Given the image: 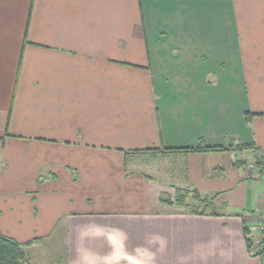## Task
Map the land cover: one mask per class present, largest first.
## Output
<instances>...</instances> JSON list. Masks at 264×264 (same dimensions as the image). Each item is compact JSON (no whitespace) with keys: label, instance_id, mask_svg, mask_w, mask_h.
I'll return each instance as SVG.
<instances>
[{"label":"crops","instance_id":"0c3cea01","mask_svg":"<svg viewBox=\"0 0 264 264\" xmlns=\"http://www.w3.org/2000/svg\"><path fill=\"white\" fill-rule=\"evenodd\" d=\"M255 160L264 0H0V232L30 264H264Z\"/></svg>","mask_w":264,"mask_h":264},{"label":"trees","instance_id":"16d2710c","mask_svg":"<svg viewBox=\"0 0 264 264\" xmlns=\"http://www.w3.org/2000/svg\"><path fill=\"white\" fill-rule=\"evenodd\" d=\"M232 146H207L201 144L198 147H188L180 149L181 152H215L222 150H232ZM240 149V147H239ZM177 151L175 149H170L169 152ZM178 195L174 198L162 199L163 202L167 204H176L178 206L185 207L192 214H209V215H219L217 207L213 203V199L208 197H203L197 191H185L182 193L181 190H177ZM192 197L195 201L194 203H189L188 198ZM264 223V222H263ZM243 232L246 247L249 253L253 252L256 244L260 246L259 253L254 255L261 256L264 260V239L259 242L255 240L252 234L251 228L243 223ZM258 242V243H257ZM31 244V243H30ZM0 264H30L29 256L25 249V245L17 242L15 239L6 236L0 232Z\"/></svg>","mask_w":264,"mask_h":264},{"label":"rangeland","instance_id":"374dc122","mask_svg":"<svg viewBox=\"0 0 264 264\" xmlns=\"http://www.w3.org/2000/svg\"><path fill=\"white\" fill-rule=\"evenodd\" d=\"M257 249L258 248L253 250V252H256ZM170 264H215V263H214V259H209L208 257L198 255L196 257H192L191 259H180V258L170 259Z\"/></svg>","mask_w":264,"mask_h":264},{"label":"built area","instance_id":"2783aa9c","mask_svg":"<svg viewBox=\"0 0 264 264\" xmlns=\"http://www.w3.org/2000/svg\"><path fill=\"white\" fill-rule=\"evenodd\" d=\"M247 168L252 171H259L261 173V177L264 179V160L262 161H250L247 163ZM259 235L258 240L264 239V225L260 226L259 232L257 233Z\"/></svg>","mask_w":264,"mask_h":264}]
</instances>
